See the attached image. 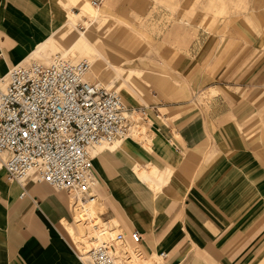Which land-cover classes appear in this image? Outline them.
<instances>
[{
	"label": "crops",
	"instance_id": "crops-1",
	"mask_svg": "<svg viewBox=\"0 0 264 264\" xmlns=\"http://www.w3.org/2000/svg\"><path fill=\"white\" fill-rule=\"evenodd\" d=\"M57 1L0 0V77L26 58L41 59L31 48L56 28L61 34V25L53 27L49 15V2ZM113 1L100 6L108 17ZM19 46L28 49L20 53ZM220 97L219 103L228 105ZM236 110L221 113L217 121L218 134L234 143L229 159H211L202 152L214 132L211 118L186 109L170 115L179 124L174 128L162 122L165 112L155 115L164 125L151 121L161 140H152V153L125 146L104 150L93 162L95 202L101 194V213L107 217L101 221L139 233L135 247L152 264H264V227L255 229L264 225V164H257L241 143ZM112 158L127 163L124 171ZM133 162L138 170L156 164L159 187L138 181ZM13 182L0 167V264H86L67 238L72 239L64 224H73L68 195L44 182Z\"/></svg>",
	"mask_w": 264,
	"mask_h": 264
},
{
	"label": "rangeland",
	"instance_id": "rangeland-1",
	"mask_svg": "<svg viewBox=\"0 0 264 264\" xmlns=\"http://www.w3.org/2000/svg\"><path fill=\"white\" fill-rule=\"evenodd\" d=\"M103 2H98V7ZM63 5L59 1L49 2L53 27L60 26L65 20L67 5ZM55 6L57 8L53 9ZM106 10L109 17L102 13L90 29H85L84 20L90 21L88 16L75 18V27L85 30L94 46L123 78L138 89L139 96H134L131 103H123L130 109L143 107L145 110V114L130 113L129 130L130 126L136 128L140 144L147 145L148 139L157 144L161 141L154 125L164 124L161 117L157 119L155 115L161 116L165 112L166 120L162 122L174 128L179 124L173 122L170 115L189 109L211 118L214 132L207 138L202 152L211 159H229L234 143L218 134L217 121L221 113L238 108L235 112L236 129L242 136L241 143L247 152L253 154L257 164H264V0H114ZM74 12L79 10L74 9ZM68 27H62V32L67 33L61 39L63 48L77 34L75 29L69 31ZM81 58L70 55L69 60ZM31 62L46 63L35 57L24 64ZM107 69L109 71H105L102 78H92L90 72L88 76L116 92L113 85H118L120 78L110 68ZM159 73H164L165 78L162 79ZM108 83L112 85L107 86ZM239 94L244 95L242 100ZM220 95L228 105L219 103ZM144 131L148 137H144ZM111 161L123 171L122 166H127L124 160L112 158ZM93 162L96 163L94 159ZM95 180L97 182L96 173ZM169 181L174 182L173 178ZM193 185L198 184L193 181ZM101 196L98 194V204L89 205L96 223L107 218L99 215L103 204ZM68 201L71 208L74 199L68 196ZM70 212L73 226H76V220L86 227L91 226L89 221L81 220L76 211L71 209ZM113 223L106 224H112L115 229L120 226L118 222ZM262 227L264 225H258L255 229L260 231ZM121 228L118 227L108 238L113 240ZM71 231L72 239L65 235L78 256L96 242L87 240L88 234H83V231L79 235L74 233L76 230ZM113 245L118 261L122 258L117 252L119 250L125 253L124 264H142L138 258L144 255L135 243L113 241Z\"/></svg>",
	"mask_w": 264,
	"mask_h": 264
},
{
	"label": "built area",
	"instance_id": "built-area-1",
	"mask_svg": "<svg viewBox=\"0 0 264 264\" xmlns=\"http://www.w3.org/2000/svg\"><path fill=\"white\" fill-rule=\"evenodd\" d=\"M89 70L87 60L57 55L8 69L0 89V165L8 181L44 182L65 192L78 217L92 225L88 208L97 195L90 147L126 133L130 113L145 110L126 107L117 92L88 79ZM105 238L87 249L91 264H118L113 241L137 243L141 236L121 229Z\"/></svg>",
	"mask_w": 264,
	"mask_h": 264
},
{
	"label": "bare ground",
	"instance_id": "bare-ground-1",
	"mask_svg": "<svg viewBox=\"0 0 264 264\" xmlns=\"http://www.w3.org/2000/svg\"><path fill=\"white\" fill-rule=\"evenodd\" d=\"M61 2L64 5L68 6L67 12L65 14V20L61 24V34H57V31L59 29L56 28V30H53V34L50 37L36 43L31 48L32 54L35 56L41 55L42 58L40 60L45 61V62H48L50 59H52L56 55L60 56L64 59L66 58L68 60H69L70 55L82 56V58L79 60L84 59L90 63L89 72H90V75L92 76V78H97V77L102 78V76L105 74L104 72L108 70L107 68H110V70L114 71L117 74V76L120 78V82L118 83V85H113V87L115 88L116 92L119 93L118 95L123 102L125 101L127 103H131L132 98L134 96H139V91L136 88V86H134V84L131 81L123 78V76L120 74V72L118 70H116L113 67V65L107 60L105 55L102 54V52H100L94 46L93 42L90 40V38L86 34L85 30L81 31V30L76 29V27H75L76 26L74 23L75 18L82 19L85 16H88L90 21L84 20L86 23L85 29L86 30L90 29V27H92L93 22L96 21L100 16H102L101 15L102 11H101L100 6L98 7V5H93L91 0H89V1L88 0H61ZM104 3L107 4L108 0H106ZM73 8L78 9L79 12L78 13L74 12ZM64 26H69L68 27L69 31L71 29H75L77 32L76 36L73 37L71 43L66 48H63L61 46L62 37L64 38L67 35V33L65 34L64 32H62V27H64ZM51 46H53V48ZM24 49H28V46H25V47L19 46L18 47L19 51L24 50ZM27 60H29V59L26 58L25 61H20L16 65L17 66L27 65V64H24L25 62H27ZM31 63H33V62H31ZM87 78L90 79L88 76V73H87ZM6 82H7V72L3 77H0V89L4 88ZM111 85H112L111 83L107 84V86H111ZM127 132L124 133L123 135H121L120 137L114 139L110 143L97 144V145L91 146L90 151H91V154L93 156V159L96 161V158H98V155H100L104 150H108L110 152H116L118 150H122V148H124L125 146L126 147L127 146L128 147L129 146H132V147L136 146V147H140L146 153L151 152L150 146L152 145V143H149V142H151L152 139H148L147 145L140 144L137 141L136 128L133 129V127L130 126V130L128 127ZM144 135H145L144 137L149 136V135H147V133L145 131H144ZM136 164H137V162H133L131 164V171L132 172L137 171L138 181H141L142 184L146 185L147 187H151L153 189L158 188L159 184H157L156 179L157 178L159 179V175H158L159 168L157 167V165L154 163L148 162V165L150 166V170L147 171V170H138V167ZM0 167H1V165H0ZM95 173H96V171H95ZM95 182H96V180L94 177V184H95ZM21 195H23V193ZM71 209L73 210L72 203H71ZM92 215H94V211L90 210L88 208V216L90 217ZM75 222H77L76 226H73V224H67V223H65V224L63 223V224L69 230V232L71 233L72 236H73V234H72L71 230H73V231L78 230L77 232L76 231L74 232L75 234L78 233L77 235H79V233L83 231V234H85V233L88 234V238L86 236V239L89 241L91 239L93 241H96L95 244L97 243V240L101 239L102 237L103 238L112 237V235L115 233V230L118 229V228L115 229L111 225H107L106 224L107 222H105V221H99V223H94L88 227L83 225L79 220H76ZM100 223L102 226L100 225ZM90 237H92V238H90ZM121 249L122 248H120V250ZM86 251L87 250L81 251L79 258L81 260L85 261L86 264H91L88 256L86 255ZM117 252H119V255L122 256L120 261H118V259L116 257V252L114 253V250H113V254L115 255V259H116L117 263L118 264L119 263L124 264L122 262V259L125 258V253H121L119 250ZM161 254L162 253H160L158 256L162 258ZM138 259L139 260L141 259L142 264H152L153 263V262L151 263L150 260L146 257H142V258H138ZM133 264H136V263H133Z\"/></svg>",
	"mask_w": 264,
	"mask_h": 264
}]
</instances>
